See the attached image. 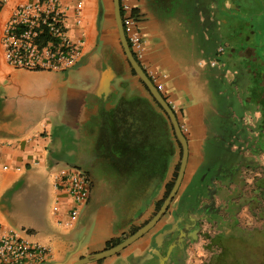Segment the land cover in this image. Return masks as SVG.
<instances>
[{"label": "crops", "instance_id": "1", "mask_svg": "<svg viewBox=\"0 0 264 264\" xmlns=\"http://www.w3.org/2000/svg\"><path fill=\"white\" fill-rule=\"evenodd\" d=\"M27 1L0 0V231L47 246L44 264H70L155 214L182 147L118 47L112 0H83L79 24L75 0H59L68 34L85 35L79 60L59 70L5 60V28ZM130 2L141 14L144 60L176 104L187 159L157 223L120 252L84 264H145L165 241L170 252L186 238L193 264H264V1ZM62 165L86 170L92 182L72 224L69 195L53 188Z\"/></svg>", "mask_w": 264, "mask_h": 264}, {"label": "built area", "instance_id": "2", "mask_svg": "<svg viewBox=\"0 0 264 264\" xmlns=\"http://www.w3.org/2000/svg\"><path fill=\"white\" fill-rule=\"evenodd\" d=\"M83 0H75L74 18L81 23ZM120 16L128 45L158 91L163 92L164 81L145 62L146 45L140 31L141 14L130 0H119ZM22 24L17 30L15 26ZM45 30L49 38H38ZM55 39V41H53ZM5 60L11 66L27 70H59L75 65L81 57L85 35L71 37L65 25V10L59 0H29L19 5L9 19L2 39ZM221 49V48H219ZM174 111L176 104L167 101ZM185 130V128H183ZM53 188L63 190L70 197L67 224L74 223L89 200L91 180L76 166L62 165L54 175ZM56 205L53 207L55 210ZM50 249L26 239L13 228L0 231V264H44Z\"/></svg>", "mask_w": 264, "mask_h": 264}, {"label": "water", "instance_id": "3", "mask_svg": "<svg viewBox=\"0 0 264 264\" xmlns=\"http://www.w3.org/2000/svg\"><path fill=\"white\" fill-rule=\"evenodd\" d=\"M112 7H113V15H114V21L116 30L118 33L119 41L122 47V50L124 52V55L126 56V59L130 66L132 67L135 74L141 79V81L145 84L147 89L149 90L152 97L155 99V101L161 106V108L165 111V113L168 115L170 122L173 126L174 133L178 139V141L181 144L182 147V154H181V160L179 164V168L176 174V177L174 179L173 185L168 192L167 196L163 200L162 204L160 205L159 209L155 212V214L142 226L137 228L134 232L131 234L125 236L121 241L118 243L109 246L101 251L91 253L87 256L81 257L70 264H84L90 261H95L99 259H103L106 257H109L111 255H114L121 250H123L125 247L129 246L131 243L142 237L144 234H146L156 223L157 221L163 216V214L166 212L169 203L174 198V196L177 193V190L180 186V183L183 178L186 159H187V142L185 139V136L183 135L179 123L177 121V118L175 116L174 111L171 109V107L168 105V102L165 100L163 95L160 91L155 87L153 82L150 80L148 75L145 73L141 65L137 62L135 57L133 56L132 51L130 50V47L128 45V42L125 37L123 25L121 22V16H120V7H119V0H112ZM159 247V245H158ZM159 259V264H163V261L166 259L169 249L167 250L166 256H162L157 249L152 250ZM148 257H152V255H148Z\"/></svg>", "mask_w": 264, "mask_h": 264}, {"label": "flooded vegetation", "instance_id": "4", "mask_svg": "<svg viewBox=\"0 0 264 264\" xmlns=\"http://www.w3.org/2000/svg\"><path fill=\"white\" fill-rule=\"evenodd\" d=\"M133 56H134V54H133ZM141 67H142V65H141ZM84 171L86 172V174L90 178L88 172L86 170H84ZM176 218H177V216L174 219H176ZM195 220H191L190 223L193 224ZM168 227H164V228H162V230H164L165 228H168ZM185 233L186 234H190V232L188 231V229H187V231L185 230ZM189 239L190 238H186V240L183 241V242H181L180 244L175 243V245H173L171 247V250H170L169 254L167 255V258L164 261V263L165 264H185V262L187 261V258L189 256V254L186 253L187 242L189 241ZM170 242L171 241H168V242L165 241L164 243L161 244L160 248H158V251H159V253L161 255L166 256V252H167V249H168V246H169ZM150 253H152V252L150 251ZM144 263L145 264H158V257H157V255L154 254V253H152V257L148 261H145Z\"/></svg>", "mask_w": 264, "mask_h": 264}, {"label": "trees", "instance_id": "5", "mask_svg": "<svg viewBox=\"0 0 264 264\" xmlns=\"http://www.w3.org/2000/svg\"><path fill=\"white\" fill-rule=\"evenodd\" d=\"M23 27V25L22 24H17L16 26H15V28L17 29V30H20L21 28ZM38 38L40 39V41H46L48 38H49V35H48V33L45 31V30H42V32H41V34H39V36H38ZM53 41H55V39H53ZM135 57V56H134ZM135 59H136V57H135ZM137 60V59H136ZM138 61V60H137ZM132 71H133V69H132ZM133 73H134V71H133ZM135 74V73H134ZM176 174H177V171L175 172V175H174V178L176 177ZM173 182L174 181H172L170 184H169V186H168V189H167V193H166V195H165V197L167 196V194H168V192L170 191V189H171V187H172V185H173ZM164 197V198H165ZM164 198L162 199V201L164 200ZM162 201L159 203V205H158V209H159V207H160V205L162 204ZM136 229H133L132 230V232H134ZM131 232V233H132ZM122 239H115V240H112V241H109L108 243H107V247H109V246H112V245H114V244H116V243H118L119 241H121ZM218 257H217V260H218V258L220 259V255H217ZM167 258V257H166ZM216 263V259H214V260H209L207 263H203V264H215Z\"/></svg>", "mask_w": 264, "mask_h": 264}, {"label": "rangeland", "instance_id": "6", "mask_svg": "<svg viewBox=\"0 0 264 264\" xmlns=\"http://www.w3.org/2000/svg\"><path fill=\"white\" fill-rule=\"evenodd\" d=\"M263 1H264V0H263ZM260 7H261L260 11L264 14V2L261 3ZM110 12H111V18H112V17H113L112 7H111V11H110ZM113 24H114V22H113ZM118 47H119V49H120L121 51H123L121 46H118ZM123 53H124V52H123ZM192 251H194V250H192ZM168 254H169V253H168ZM194 261H195V258H194V256H193V253L190 252V253H189V256H188V258H187V261L185 262V264H193Z\"/></svg>", "mask_w": 264, "mask_h": 264}]
</instances>
